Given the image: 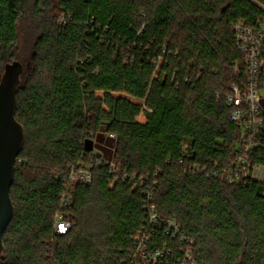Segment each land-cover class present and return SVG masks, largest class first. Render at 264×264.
Masks as SVG:
<instances>
[{"label":"trees","instance_id":"trees-1","mask_svg":"<svg viewBox=\"0 0 264 264\" xmlns=\"http://www.w3.org/2000/svg\"><path fill=\"white\" fill-rule=\"evenodd\" d=\"M256 3L0 0V80L24 64L26 135L0 264H131L151 208L176 219L195 264H264V182H230L242 131L226 102L246 72L233 25H256ZM251 159L264 164V134ZM78 164L91 184L64 180ZM148 245L177 256L187 244L156 232Z\"/></svg>","mask_w":264,"mask_h":264},{"label":"built area","instance_id":"built-area-1","mask_svg":"<svg viewBox=\"0 0 264 264\" xmlns=\"http://www.w3.org/2000/svg\"><path fill=\"white\" fill-rule=\"evenodd\" d=\"M256 5L264 13V6L260 3ZM233 33L239 52L245 57L246 72L243 79L231 84V92L226 96L227 104L233 108L231 120L242 131V138L236 147L235 159L229 170V179L230 182L249 178L264 182V164H254L251 159L260 145V137L264 134V16L254 26L245 21H237L233 25ZM235 72H238L237 65ZM96 164L101 165L102 162L98 160ZM111 166L115 167L114 164ZM63 176L68 184L89 185L93 180L89 165L82 164L71 166ZM71 203V196L63 195L62 209L66 210ZM147 221V228H143L135 237V248L130 255L131 264H195L192 252L194 242L184 235L175 218H164L151 208ZM70 229L69 219L63 212L58 213L55 218L56 233L66 234ZM156 232H164L178 239L181 244H187L186 248L177 256L167 246L150 249L148 244Z\"/></svg>","mask_w":264,"mask_h":264},{"label":"water","instance_id":"water-1","mask_svg":"<svg viewBox=\"0 0 264 264\" xmlns=\"http://www.w3.org/2000/svg\"><path fill=\"white\" fill-rule=\"evenodd\" d=\"M24 72V64L14 61L6 65L0 80V262L5 259L4 234L15 216L10 191L15 180L16 163L26 142L24 127L16 119L17 95ZM108 124L102 122V132L106 131ZM94 147L93 140L85 142L88 152H93Z\"/></svg>","mask_w":264,"mask_h":264}]
</instances>
